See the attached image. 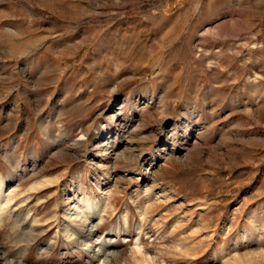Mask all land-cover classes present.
Returning <instances> with one entry per match:
<instances>
[{"label": "rangeland", "instance_id": "1", "mask_svg": "<svg viewBox=\"0 0 264 264\" xmlns=\"http://www.w3.org/2000/svg\"><path fill=\"white\" fill-rule=\"evenodd\" d=\"M107 260L264 264V0H0V264Z\"/></svg>", "mask_w": 264, "mask_h": 264}, {"label": "bare ground", "instance_id": "2", "mask_svg": "<svg viewBox=\"0 0 264 264\" xmlns=\"http://www.w3.org/2000/svg\"><path fill=\"white\" fill-rule=\"evenodd\" d=\"M94 226H95V224H90V225H85V228H86V234H89V235H91L92 233H93V229H94ZM97 253L98 254H101V249H98L97 250ZM102 260V259H101ZM108 260L106 261V263L105 264H108Z\"/></svg>", "mask_w": 264, "mask_h": 264}]
</instances>
